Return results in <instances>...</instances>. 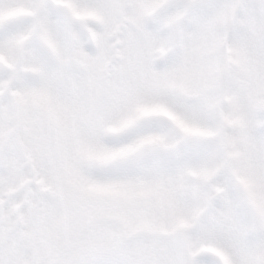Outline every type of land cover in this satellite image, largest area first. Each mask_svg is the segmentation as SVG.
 Masks as SVG:
<instances>
[{
	"label": "snow or ice",
	"instance_id": "obj_1",
	"mask_svg": "<svg viewBox=\"0 0 264 264\" xmlns=\"http://www.w3.org/2000/svg\"><path fill=\"white\" fill-rule=\"evenodd\" d=\"M0 264H264V0H0Z\"/></svg>",
	"mask_w": 264,
	"mask_h": 264
}]
</instances>
